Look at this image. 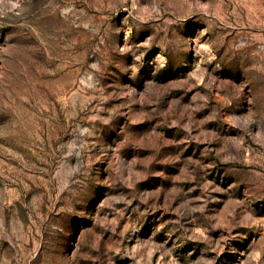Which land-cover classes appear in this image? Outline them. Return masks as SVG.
<instances>
[{
  "label": "rangeland",
  "instance_id": "374dc122",
  "mask_svg": "<svg viewBox=\"0 0 264 264\" xmlns=\"http://www.w3.org/2000/svg\"><path fill=\"white\" fill-rule=\"evenodd\" d=\"M0 264H264V0H0Z\"/></svg>",
  "mask_w": 264,
  "mask_h": 264
}]
</instances>
